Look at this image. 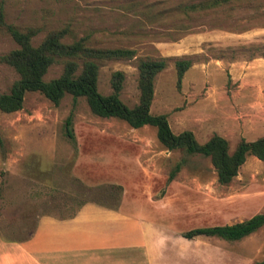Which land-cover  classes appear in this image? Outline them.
Instances as JSON below:
<instances>
[{
    "label": "rangeland",
    "instance_id": "1",
    "mask_svg": "<svg viewBox=\"0 0 264 264\" xmlns=\"http://www.w3.org/2000/svg\"><path fill=\"white\" fill-rule=\"evenodd\" d=\"M201 1L0 0L8 23L39 29L33 44L48 30L68 25L76 37L87 35L97 46L132 48L135 57L189 55L191 65L179 87L171 61L155 75L150 112L165 114L174 133L190 130L198 142L218 134L231 151L240 139L264 134V60L259 55L264 0L196 9ZM191 4L195 9H188ZM14 47L0 30V54ZM135 66V59L100 64L98 91L108 93L110 73L120 70L119 98L133 105ZM59 72V65L51 66L44 79ZM15 78L0 62V93ZM71 109L73 141L63 128ZM180 160L181 168L166 182ZM13 185L31 198L48 195L52 205L43 209L58 215L73 211L75 201L116 206L122 199L124 210L141 220L149 252L187 249L182 237L187 230L264 212V164L254 156L247 155L236 175L220 185L207 158L167 150L153 127L131 128L115 118L94 116L82 97L73 102L70 95L53 104L28 92L19 110L0 113V187ZM194 243L189 249L199 254L196 264H251L264 258V225L240 240L196 236ZM155 259L150 256L152 264Z\"/></svg>",
    "mask_w": 264,
    "mask_h": 264
},
{
    "label": "trees",
    "instance_id": "2",
    "mask_svg": "<svg viewBox=\"0 0 264 264\" xmlns=\"http://www.w3.org/2000/svg\"><path fill=\"white\" fill-rule=\"evenodd\" d=\"M230 1L233 0H202L196 4V9L214 8ZM188 9H195V4L189 5ZM0 30L15 44L14 48L0 54V62L9 66L16 74L7 90L0 93V113L7 114L19 110L28 92H37L53 104H57L65 95H70L73 102L77 97H82L89 112L94 116L115 118L131 128L151 126L154 128L157 142L163 148L207 158L220 185L227 184L236 175L238 167L247 155L254 156L264 164V134L251 141L240 139L229 151L227 140L218 134H212L205 141L198 142L190 130L184 129L174 133L165 114L150 112L155 75L171 61L175 85L179 87L184 73L191 65L189 55L135 57V50L132 48L97 46L89 42L87 35L76 37L68 25L48 30L33 44L31 40L39 29L8 23L4 18L1 2ZM259 53L264 60V49ZM130 59L136 61L137 101L128 106L119 98L124 80L122 71L114 70L110 73L109 92L105 94L98 91L97 79L100 64ZM54 65L60 66V72L57 76L45 80V73ZM72 116L71 109L63 123L64 134L71 141L74 140ZM182 163L183 160H180L173 165L167 174L166 182L173 179ZM263 225L264 212H259L232 224L195 227L183 232L182 236L189 239L203 235L235 241ZM251 264H264V258Z\"/></svg>",
    "mask_w": 264,
    "mask_h": 264
},
{
    "label": "crops",
    "instance_id": "3",
    "mask_svg": "<svg viewBox=\"0 0 264 264\" xmlns=\"http://www.w3.org/2000/svg\"><path fill=\"white\" fill-rule=\"evenodd\" d=\"M23 193L20 185L0 187V264H152L150 256L157 264L199 260L189 249L196 236L185 238L187 249L149 252L141 220L124 210L122 199L116 206L75 201L73 211L58 215L44 211L52 205L48 195L43 200Z\"/></svg>",
    "mask_w": 264,
    "mask_h": 264
}]
</instances>
